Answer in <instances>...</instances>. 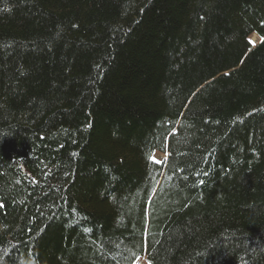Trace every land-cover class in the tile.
Listing matches in <instances>:
<instances>
[{
    "label": "trees",
    "instance_id": "16d2710c",
    "mask_svg": "<svg viewBox=\"0 0 264 264\" xmlns=\"http://www.w3.org/2000/svg\"><path fill=\"white\" fill-rule=\"evenodd\" d=\"M139 260L264 264V0H0V264Z\"/></svg>",
    "mask_w": 264,
    "mask_h": 264
},
{
    "label": "rangeland",
    "instance_id": "374dc122",
    "mask_svg": "<svg viewBox=\"0 0 264 264\" xmlns=\"http://www.w3.org/2000/svg\"><path fill=\"white\" fill-rule=\"evenodd\" d=\"M250 41H251L253 44H255V43L258 42V37L255 36V35H251V37H250ZM154 158L157 159V160H160V159L162 158V155H160L159 153H156V154L154 155ZM137 264H143V263H142V260H139V262H138Z\"/></svg>",
    "mask_w": 264,
    "mask_h": 264
}]
</instances>
